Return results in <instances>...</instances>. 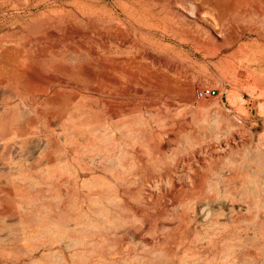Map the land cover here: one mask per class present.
I'll use <instances>...</instances> for the list:
<instances>
[{"label":"rangeland","instance_id":"1","mask_svg":"<svg viewBox=\"0 0 264 264\" xmlns=\"http://www.w3.org/2000/svg\"><path fill=\"white\" fill-rule=\"evenodd\" d=\"M0 264H264V0H0Z\"/></svg>","mask_w":264,"mask_h":264},{"label":"bare ground","instance_id":"2","mask_svg":"<svg viewBox=\"0 0 264 264\" xmlns=\"http://www.w3.org/2000/svg\"><path fill=\"white\" fill-rule=\"evenodd\" d=\"M231 141V140H230ZM228 142V141H227ZM231 144V143H230Z\"/></svg>","mask_w":264,"mask_h":264}]
</instances>
